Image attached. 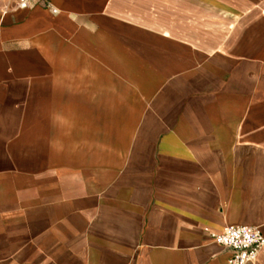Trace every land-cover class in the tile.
Masks as SVG:
<instances>
[{
  "label": "crops",
  "instance_id": "0c3cea01",
  "mask_svg": "<svg viewBox=\"0 0 264 264\" xmlns=\"http://www.w3.org/2000/svg\"><path fill=\"white\" fill-rule=\"evenodd\" d=\"M121 1L0 0V94L13 99L0 140L15 126L0 156V264H224L232 252L211 232L264 233V134L165 118L157 139L135 133L113 55L85 40L120 27ZM9 43L43 47L52 65L12 68Z\"/></svg>",
  "mask_w": 264,
  "mask_h": 264
},
{
  "label": "rangeland",
  "instance_id": "374dc122",
  "mask_svg": "<svg viewBox=\"0 0 264 264\" xmlns=\"http://www.w3.org/2000/svg\"><path fill=\"white\" fill-rule=\"evenodd\" d=\"M132 2L129 20L124 9L126 0H122L117 14L120 27L96 29L85 40L90 52L113 55L118 80L129 91L122 93L118 85L119 100L129 98L135 133L157 139L166 132L161 120L165 118L171 120V126L185 119L204 126L214 122L215 128L237 124L241 119L253 132L264 134V0ZM259 28L263 31L260 36ZM249 30L252 34L245 35ZM241 36L244 41L247 36L246 46H250L246 49L244 45L241 48ZM231 38L239 40L234 43ZM2 50L15 57L12 68L17 70L40 72L50 68L43 47L34 51L27 43H9L2 45ZM58 51L64 53L63 47ZM3 64L0 60V70ZM127 71L129 78L123 76ZM12 103V98L0 94V106L7 108L0 109V117H13L9 113ZM9 123L4 127L7 141L0 140V156L3 145L12 148L10 140H15L10 132L15 126Z\"/></svg>",
  "mask_w": 264,
  "mask_h": 264
},
{
  "label": "built area",
  "instance_id": "2783aa9c",
  "mask_svg": "<svg viewBox=\"0 0 264 264\" xmlns=\"http://www.w3.org/2000/svg\"><path fill=\"white\" fill-rule=\"evenodd\" d=\"M19 9H28L35 0H8ZM56 12V9L52 7ZM211 238L231 250V256L224 264H257L264 249V233L254 225L232 224L221 232H211Z\"/></svg>",
  "mask_w": 264,
  "mask_h": 264
},
{
  "label": "bare ground",
  "instance_id": "6f19581e",
  "mask_svg": "<svg viewBox=\"0 0 264 264\" xmlns=\"http://www.w3.org/2000/svg\"><path fill=\"white\" fill-rule=\"evenodd\" d=\"M263 13H264V12H263ZM263 13H261V14H263ZM263 15H264V14H263ZM262 17H264V16L261 15V18H262ZM238 20H239V19H238ZM241 20H242V19H241ZM243 23H244V22H243ZM244 24H245V23H244ZM241 25H242V24H241ZM246 25H247V24H246ZM246 25H245V28H246ZM236 27H238V26H236ZM239 28H240V27H239ZM248 29H249V26L247 25L246 30H248ZM250 29H251V28H250ZM261 29H262V28H261ZM261 29L259 28V29H256V30H257V31H260ZM263 30H264V28H263ZM238 31H239V30H238ZM238 31H237V35H235L237 38H238V36H239L238 33L240 32V31H239V32H238ZM252 31H253V33L255 32L253 29H252ZM250 32H251V30H249L248 33L246 32L247 34L245 33V35H248V34L251 35L252 33H250ZM262 32H263V31L261 30V33H259V36H260V34H263V33H264V32H263V33H262ZM233 33H234V31H233ZM233 33H232V37H233ZM257 33H258V32H257ZM235 36H234V37H235ZM242 36H244V34H243ZM242 36H241V37H242ZM262 36H263V35H262ZM262 36H261V37H262ZM249 37H250V36H249ZM229 38H230V37H229ZM237 38H233V39L231 38V39H232V40L234 41V43H235V42H237V41L239 40V39L237 40ZM239 38H240V37H239ZM227 39H228V38H227ZM244 40H245V39L242 37V39H240V41H239V42L243 41V43L241 44V48H242V45H244L243 48H245V47L248 48L250 45H247V46H246L247 36H246V41H244ZM239 42H238V44H239ZM254 42H255V41L253 40V43L251 44V46L254 45ZM223 44H225V43H223ZM223 47H224V46H223ZM255 47H256V46H255ZM224 48H226V47H224ZM230 48L232 49V45H231ZM230 48H228V49L231 50ZM252 48H254V46H253ZM252 48H250V49H252ZM228 49H227V50H228ZM245 49H246V48H245ZM247 50H248V49H247ZM146 65H147V64H146ZM150 65H151V64H150ZM152 66H153V65H152ZM154 68H155V66H154ZM155 69H156L157 71L159 70V69H157V68H155ZM161 69H162V68H161ZM160 71H161V70H160Z\"/></svg>",
  "mask_w": 264,
  "mask_h": 264
}]
</instances>
